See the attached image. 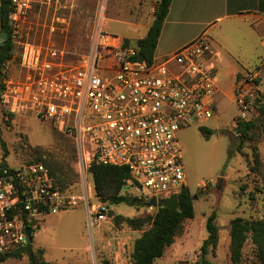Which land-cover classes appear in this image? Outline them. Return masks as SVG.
<instances>
[{"label": "built area", "instance_id": "2783aa9c", "mask_svg": "<svg viewBox=\"0 0 264 264\" xmlns=\"http://www.w3.org/2000/svg\"><path fill=\"white\" fill-rule=\"evenodd\" d=\"M37 1L43 0H11V39L20 47L21 71L10 75L3 64L0 105L8 117L31 111L70 137L80 155L83 184L81 190L60 186L41 161L0 166V254L32 244L27 228L34 238L41 218L52 213L83 207L90 229L107 220L110 207L98 198L93 204L97 194L89 174L94 161L127 167L147 201L179 197L188 186L178 132L213 118L218 108L221 53L208 33L169 60L136 59L135 45L125 46L123 37L105 30L102 17L109 0H98L88 47L78 53L28 38L26 25ZM256 81L249 71L238 77L237 123L249 120L263 98L255 92Z\"/></svg>", "mask_w": 264, "mask_h": 264}, {"label": "rangeland", "instance_id": "374dc122", "mask_svg": "<svg viewBox=\"0 0 264 264\" xmlns=\"http://www.w3.org/2000/svg\"><path fill=\"white\" fill-rule=\"evenodd\" d=\"M158 2L159 0H109L102 17L105 30L124 38L131 33L140 37L153 22ZM98 7V0L37 1L30 12V23L26 25L30 29L25 32H29L28 38L36 43L46 44L50 41L83 53L98 20ZM127 39L131 43L137 41L136 38ZM19 52L20 47H15L13 57L5 63L10 68V75L17 76L21 71ZM256 52L252 66L247 70L252 77L259 79L255 92L259 91L264 96V47L256 48ZM168 66L172 67V64ZM218 78L221 82L225 81V86L224 93L217 94L216 116L178 132L186 182L193 195L195 217L186 221L174 244L156 264H200L201 246L208 237L206 223L212 212L217 214L220 239L217 248H211L207 258L215 264H232L231 221L237 216L264 218V181L260 174L250 170L244 155L251 157V146L257 143L246 144L243 155L237 152L231 155L238 142L236 127L240 112L235 102V93L231 94L230 91V79L226 81L221 75ZM249 115V120L253 119L258 124L255 135L260 139L258 145L264 170V119L256 109H252ZM202 127L210 129L212 134L204 135ZM0 136L9 152L3 158L6 149L0 143V166L6 161L9 167H19L42 154L53 165L60 167L67 187L81 190L83 174L79 171L78 149L73 140L52 122L36 118L31 111L14 115L11 120L0 105ZM219 177H224L221 194L215 190ZM54 178L58 180L56 176ZM89 182L94 195L95 191L97 194L93 199L96 206L99 204L97 198L102 202L104 200L97 193L91 174ZM121 193L136 196L143 204L138 207L126 203L111 205L113 211L109 218L93 229L87 225L83 207L44 216L41 218L40 228L35 231L32 247L44 249L45 259L49 264H103L106 259L112 264H131L135 241L150 226L135 229L125 219L153 215L159 205H151L131 183ZM0 264L31 262L27 255H23L10 257ZM241 264H262L251 239L244 247Z\"/></svg>", "mask_w": 264, "mask_h": 264}, {"label": "trees", "instance_id": "16d2710c", "mask_svg": "<svg viewBox=\"0 0 264 264\" xmlns=\"http://www.w3.org/2000/svg\"><path fill=\"white\" fill-rule=\"evenodd\" d=\"M172 0H159L154 12V20L149 26L148 32L145 37L136 41V48L138 54L136 59L140 58L142 54L144 59L148 62L155 60L156 49L158 46L159 38L165 19L170 11ZM0 31L8 33V39L4 44L0 43V90L4 86L2 80V66L9 59L13 57L15 45L12 42L11 34L12 27L9 20V13L11 10V0H0ZM89 44V42H88ZM125 46L132 45L131 41L124 38ZM88 47V46H87ZM240 74L238 75V77ZM256 82H259L257 79ZM258 100L257 111L264 119V96ZM11 120L14 116L10 115ZM237 133H239L238 142L234 151L239 154H244L243 150L246 144H254L251 146L252 156L245 155L247 165L252 172L260 174L264 181V170H262L263 160L260 156L259 143L260 139L256 134L258 124L255 120L239 121L237 123ZM204 135L210 136L212 131L210 129L201 128ZM0 143L6 149L3 158L9 155L5 146V142L0 136ZM41 161L44 162L52 171L53 176L57 177V183L67 188L63 178V172L60 167L53 165L46 159L45 156L40 154L37 159H32L27 162ZM5 165L2 163L1 167ZM90 172L93 177L97 193L102 197L111 212L113 211L111 205L117 206L121 203H126L132 206H141L142 200L138 197L124 195L121 191L124 187L132 182V175L127 167L104 165L96 161L92 162ZM244 188V187H242ZM264 188V187H263ZM106 201V202H105ZM148 204V202H147ZM195 217L194 200L191 190L186 187L179 195V208L172 211L164 201H160L159 208L153 215L144 217H128L125 220L128 224L135 228L141 229L146 225L150 227L146 229L143 234L135 241L134 251L132 254L131 264H156L157 260L164 256L169 247H171L177 236L183 231L184 224L187 220ZM217 214L212 212L207 219L208 237L205 239L201 246L200 264H215L208 260L207 255L210 249L217 248L220 239V227L216 222ZM231 260L232 264H241L243 250L249 239L252 240L257 257L264 264V218L250 219L242 216H237L231 221ZM27 255L31 264H49L45 259L44 249H34L32 244L28 247L6 254H0V263L6 261L10 257H22ZM103 264H112L109 260H104Z\"/></svg>", "mask_w": 264, "mask_h": 264}, {"label": "crops", "instance_id": "0c3cea01", "mask_svg": "<svg viewBox=\"0 0 264 264\" xmlns=\"http://www.w3.org/2000/svg\"><path fill=\"white\" fill-rule=\"evenodd\" d=\"M148 29L140 37H135L134 33L126 37L138 40L145 37ZM203 33L212 37L221 53L218 77L230 79L232 94L238 75L251 68L256 48L264 47V0H172L155 60L171 59ZM219 80L218 93H221L225 81Z\"/></svg>", "mask_w": 264, "mask_h": 264}, {"label": "water", "instance_id": "95a60500", "mask_svg": "<svg viewBox=\"0 0 264 264\" xmlns=\"http://www.w3.org/2000/svg\"><path fill=\"white\" fill-rule=\"evenodd\" d=\"M0 14H1V10H0ZM1 38H2V44H4L6 42V40L8 39V33L6 32H1ZM139 57L141 59H144V56L142 54L139 55ZM4 165H7V162L5 161L4 162ZM224 177H219L217 179V185L215 187V190L218 192V193H222L223 192V189H224ZM150 204L153 205V206H158L159 205V202L157 200L156 197H153L150 199ZM165 204L167 205V207H169L172 211H176L178 208H179V197L177 195H173L171 198L167 199L165 201ZM27 233H28V236H29V239H30V242L33 243V235H32V229L29 227L27 228Z\"/></svg>", "mask_w": 264, "mask_h": 264}]
</instances>
